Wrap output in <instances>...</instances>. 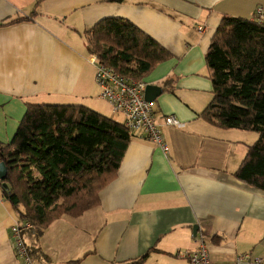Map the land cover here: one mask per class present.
Wrapping results in <instances>:
<instances>
[{"label":"crops","instance_id":"obj_1","mask_svg":"<svg viewBox=\"0 0 264 264\" xmlns=\"http://www.w3.org/2000/svg\"><path fill=\"white\" fill-rule=\"evenodd\" d=\"M258 7L264 16V0H0V145L28 104L115 115L100 110L98 62L83 36L99 20L130 21L170 53L142 78L162 88L152 110L167 149L133 132L96 206L21 226L32 258L42 255L36 264H190L201 241L212 264H264V191L233 174L258 134L199 116L212 97L205 54L221 17L252 19ZM168 115L180 125L165 124ZM2 184L0 264H24L11 233L22 223Z\"/></svg>","mask_w":264,"mask_h":264},{"label":"trees","instance_id":"obj_2","mask_svg":"<svg viewBox=\"0 0 264 264\" xmlns=\"http://www.w3.org/2000/svg\"><path fill=\"white\" fill-rule=\"evenodd\" d=\"M83 36L87 52L99 64L137 80L170 56L121 18H103ZM205 60L212 97L199 116L223 128L258 134L233 174L264 191V16L223 15ZM132 135L118 120L83 104H28L11 141L0 145V161L7 166L2 192L20 227L28 221L43 228L63 214L79 215L96 206L99 191L116 176ZM28 254L32 261L42 256ZM143 259L124 264H142Z\"/></svg>","mask_w":264,"mask_h":264},{"label":"built area","instance_id":"obj_3","mask_svg":"<svg viewBox=\"0 0 264 264\" xmlns=\"http://www.w3.org/2000/svg\"><path fill=\"white\" fill-rule=\"evenodd\" d=\"M255 18H263L261 7L256 8ZM96 81L100 86L99 97L108 103L113 114L119 115L118 121L123 126L132 132H140L146 139L164 150L167 149L152 110V102L144 99L145 81L133 79L99 63L96 64ZM164 121L168 125H180L173 115L165 116ZM23 225L29 226L30 223L26 221ZM11 233L15 250L22 257L24 264H36L30 259L28 248L20 237L18 222L12 225ZM186 257L190 264H212L204 241H201L194 251L187 252ZM241 258L243 257H239L238 261Z\"/></svg>","mask_w":264,"mask_h":264},{"label":"water","instance_id":"obj_4","mask_svg":"<svg viewBox=\"0 0 264 264\" xmlns=\"http://www.w3.org/2000/svg\"><path fill=\"white\" fill-rule=\"evenodd\" d=\"M162 92V88L155 84H146L144 90V99L148 102H153L155 98ZM7 174V166L3 161H0V180H3ZM6 184L3 183V186ZM192 234H196V227L193 228Z\"/></svg>","mask_w":264,"mask_h":264},{"label":"rangeland","instance_id":"obj_5","mask_svg":"<svg viewBox=\"0 0 264 264\" xmlns=\"http://www.w3.org/2000/svg\"><path fill=\"white\" fill-rule=\"evenodd\" d=\"M99 106H100V110L105 111V112H111L110 111V107L107 104V102L105 100L101 99V98H100V101H99ZM112 118L115 119V120H118L119 119V115H112ZM240 130H242V129H240ZM246 133H248L249 135H257V133L255 131H251V130L247 131Z\"/></svg>","mask_w":264,"mask_h":264}]
</instances>
